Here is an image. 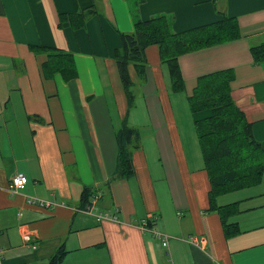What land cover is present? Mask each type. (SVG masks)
<instances>
[{"label": "crops", "instance_id": "crops-1", "mask_svg": "<svg viewBox=\"0 0 264 264\" xmlns=\"http://www.w3.org/2000/svg\"><path fill=\"white\" fill-rule=\"evenodd\" d=\"M88 7L97 14L83 29L60 22V16ZM161 15L173 32L227 15L237 19L240 37L179 57L183 93L170 91L154 45L145 51L143 84L129 68L144 120L130 117L140 131L132 156L135 176L118 179V133L109 106L117 103L125 112L128 105L114 60L119 33L132 32L135 20ZM262 37L264 0H0L2 264H47L61 246L65 257L76 256L72 264H159L155 237L142 230L144 223L169 237L172 264H264V230L241 228L242 221L230 217L227 223L241 230L226 238L218 212L209 210L207 174L192 152L196 134L185 126L186 118L210 115L189 110L186 98L197 78L233 69L231 97L264 150V62L255 64L249 53ZM38 48L70 53L76 78H45L41 67L47 56ZM147 151L157 160V175ZM17 174L27 184L10 193ZM85 187L98 195L91 213L81 211ZM28 197L54 205H28ZM220 199L218 206L228 205ZM116 210V220L97 216ZM25 232L33 235L31 242L23 240Z\"/></svg>", "mask_w": 264, "mask_h": 264}, {"label": "trees", "instance_id": "trees-1", "mask_svg": "<svg viewBox=\"0 0 264 264\" xmlns=\"http://www.w3.org/2000/svg\"><path fill=\"white\" fill-rule=\"evenodd\" d=\"M95 14H97L95 8L88 7L76 13L60 16V22H67L72 29L79 30L83 29L86 22ZM239 37L237 19L227 15H222L214 23L182 32H173L170 20L163 15L147 21L135 20L132 32L119 33L121 44L114 53L128 106H131L133 101L130 90L133 83L129 76V68L134 69L139 82L144 81L147 66L145 51L149 46L154 45L158 48L159 60L168 71L170 91L183 93L185 82L178 63L179 57ZM35 50L47 56L41 67L45 78L54 74H59L66 82L76 78L77 72L70 53L47 48ZM249 53L255 64L264 62V42L251 46ZM234 78L233 69L202 75L197 78L195 88L186 98L192 114L200 112L210 114L205 119L194 121L195 133L210 186L209 210L218 212L226 238L239 233L234 223H227L228 218L236 212V207L234 204L218 206L215 203L216 198L258 184L264 174V150L254 139L251 124L231 97V84ZM138 140L139 135L134 128H123L117 134L118 179H129L134 176L131 156L127 153L126 147L134 141V149H138ZM93 195L94 191L83 188L80 197L83 208L90 203ZM66 253L63 246L59 247L47 264H61Z\"/></svg>", "mask_w": 264, "mask_h": 264}, {"label": "rangeland", "instance_id": "rangeland-1", "mask_svg": "<svg viewBox=\"0 0 264 264\" xmlns=\"http://www.w3.org/2000/svg\"><path fill=\"white\" fill-rule=\"evenodd\" d=\"M258 40H260L261 42H264V37H262ZM256 44H258V43L254 42V45H256ZM131 80H132V82H136V79H134L133 77H131ZM144 82H145V79L143 82H140V84H143ZM130 90H131V93L133 95V101H132L131 106L127 105V110L125 112L123 110L121 111V109H119V111H118L117 103H113L112 105L109 106L110 111H111V116L113 119L112 124L115 127L117 133H119L123 128H134L137 130L138 135L140 136V134H139L140 131H139L138 127H135L132 124H137V123L142 124L143 123L144 108H143V104H142V96L139 94V92L134 87V85L132 86V88H130ZM159 90L161 93V97L164 100L165 95H164V91L160 87V84H159ZM177 95H179V94H177ZM180 95H181V97H183V94H180ZM127 104H128V101H127ZM118 114L121 118L122 117L123 118L119 119ZM188 115H189L188 117H191L192 114H188ZM130 117L133 121H135L137 123L130 121ZM185 126L189 127L190 130L192 131V133L196 134L194 121L189 120V118L188 119L186 118L185 119ZM193 140H194V147L192 149V152H194V155H196V157L199 159V161L202 164L203 161H202L200 145L198 143L197 136H194ZM139 142L140 141L138 140V149H139ZM134 143L135 142L133 141L130 145H128L126 147L127 153L128 154L130 153L131 161H132L133 152L137 150V149H134ZM147 156L149 158V163H150V167L152 168V171L154 172L155 175H157L159 173L157 168H156V165H155L157 160L155 159V157H153V153H151L150 151H147ZM158 162H160V164H161L160 160ZM132 164H133V161H132ZM132 167H133V170L135 173L134 166L132 165ZM220 197H221V199H220ZM219 199L221 202L225 201L228 204H234L235 205L236 212L233 215H231V218L230 217L229 218L230 219L235 218L236 222L242 221L241 228L252 227V228H254V231L264 230V174L262 176L261 181L258 184H254L253 186H250V187H247V188H244L241 190H237L235 192L223 194V195L217 197L215 200L216 204H219ZM94 211H95L94 213L97 212L96 210H94ZM178 215L181 216L180 213H178ZM229 218H228V220H229ZM237 228L239 230H241L239 228V225H237ZM249 229H251V228H249ZM153 242L154 243L156 242L155 250H156V255L159 258V264H172L171 263V257H170V251H169V255H167L168 251L166 248H163L161 246L159 239L155 238L153 240ZM168 250H169V246H168ZM75 258H76V256H73L71 258H70V256H67L64 258L63 264H72L75 262Z\"/></svg>", "mask_w": 264, "mask_h": 264}, {"label": "built area", "instance_id": "built-area-1", "mask_svg": "<svg viewBox=\"0 0 264 264\" xmlns=\"http://www.w3.org/2000/svg\"><path fill=\"white\" fill-rule=\"evenodd\" d=\"M26 184H27V178L23 174H17L14 177H12L10 185L8 187V191L10 193H17V191L20 190L21 188H23ZM97 199H98V195H93V197L90 199V203L88 205H86L84 208H82L81 211L85 212V213H91L92 208L94 207ZM26 203L28 205L40 206V207H44L46 209L50 208L54 205L51 201L39 199L36 197H28L26 200ZM116 213H117V210L114 214L97 213V216L99 218H108L111 220H116V217H115ZM141 228L144 232H150V233H152L153 237H155L156 239H159L162 247L167 249V251H168L167 255H169V250H168L169 237L167 235L156 232L153 229H148L147 225L145 223L141 226ZM32 237H33V235L29 232H25L23 234V240L25 242H31ZM0 264H2L1 251H0Z\"/></svg>", "mask_w": 264, "mask_h": 264}]
</instances>
